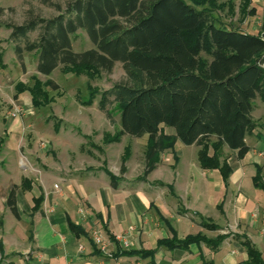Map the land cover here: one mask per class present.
Here are the masks:
<instances>
[{"label":"trees","instance_id":"trees-1","mask_svg":"<svg viewBox=\"0 0 264 264\" xmlns=\"http://www.w3.org/2000/svg\"><path fill=\"white\" fill-rule=\"evenodd\" d=\"M244 1L243 12L253 16L255 8L246 12L251 0ZM204 2L67 0L64 10L55 6L58 14L54 17L45 19L27 11L22 24H7L5 28L10 31L9 41L18 60L24 53L38 55L36 71L42 76H49L61 66L64 73L93 80L99 74H110L116 64L121 65L124 81L101 93L89 87L88 98L77 100L81 105H90L98 95V109L112 125L115 121L110 108L118 107L119 129L112 135L103 134V144L118 143L123 136H147L145 165L138 181H145L156 168L162 152H174L176 142L198 146L201 169L218 170L226 181L231 170L225 160H220L223 148L235 152L238 158L245 156L249 150L245 137L257 127L251 116L253 101L259 97L264 103V38L217 26L213 10ZM78 31L86 33L92 49L80 53L72 50V37ZM35 32L37 37L30 40L29 35ZM3 67L0 54V68ZM43 86L58 89L51 80L41 85L35 79L31 87L17 83L15 90L17 95L27 92L31 106L39 108L53 100ZM164 127L173 129L174 135L164 134ZM130 154V146H126L121 174L126 171ZM104 171L116 187L117 179ZM158 185L171 190L168 185ZM22 186L30 191L32 183L25 178ZM259 186L264 191V185ZM42 202L43 195L33 199V213ZM5 204L20 220L16 187L9 190ZM199 219L202 228L219 230L215 224ZM69 229L75 236L85 235L71 223ZM225 238L196 234L179 240L173 234L159 240L156 249H127L122 254L153 258L159 248L174 250L201 243L218 248ZM234 238L244 247L248 264H264L247 238Z\"/></svg>","mask_w":264,"mask_h":264},{"label":"crops","instance_id":"crops-1","mask_svg":"<svg viewBox=\"0 0 264 264\" xmlns=\"http://www.w3.org/2000/svg\"><path fill=\"white\" fill-rule=\"evenodd\" d=\"M259 100L263 109L253 104L251 113L257 127L245 137L248 152L238 158L235 152L223 148L220 160H225L231 170L226 181L218 170L201 169L198 146H183L178 142L174 152L166 150L160 154L156 168L145 181H138L145 165V149L139 157H134L130 147L126 171L121 174L123 153L120 162H116L112 155L113 145L121 144L127 136L118 143L105 145L101 140L102 145L97 144L102 146L105 163L94 159L81 144L77 154L68 152L71 157L63 168L53 169L46 165L38 182L43 202L35 213L33 243L28 248L30 255L22 257L26 254L24 251L6 263L100 264L104 255L91 241L93 230L100 231L109 243L106 250L109 264L114 261L121 264H248L246 251L234 236L247 238L264 262V191L259 186L264 185V103ZM98 111L102 114L101 124L111 129L104 114ZM71 126L70 133H74L73 125L68 128ZM98 129L94 126L83 136L86 139ZM53 132L56 137L64 132L69 139L66 127ZM163 132L174 135L165 129ZM76 135L79 136V132ZM67 143L60 138L61 147H66ZM85 156L94 164H86ZM103 166L117 179L116 187L101 169ZM158 184L168 185L171 190ZM31 193H34L33 183ZM38 196L33 194L32 198ZM80 210L83 215L79 214ZM199 218L215 224L219 230L202 228ZM69 223L79 226L85 235L75 236ZM130 227L133 231L128 237L129 249L137 251L156 249L159 240L171 238L173 234L179 240L196 234L211 239L217 235L226 238L218 248L201 243L174 250L159 248L153 258L129 257L122 254L127 249L122 248L116 237Z\"/></svg>","mask_w":264,"mask_h":264},{"label":"rangeland","instance_id":"rangeland-1","mask_svg":"<svg viewBox=\"0 0 264 264\" xmlns=\"http://www.w3.org/2000/svg\"><path fill=\"white\" fill-rule=\"evenodd\" d=\"M66 1L0 0V54L4 66L0 68V264H7V261L18 257L17 255L20 256L24 251L26 254L21 255L22 257L30 255L28 248L33 243V229L37 218L30 206H33L32 195H39L38 182L45 169L48 166L53 169L63 168L71 157L68 152L77 154L81 144L84 145L83 150L92 153L94 159L104 162L102 146L97 144L102 145L103 132L112 135L119 129L117 106L110 108L115 121L113 126L109 122L112 127L110 129L108 125L103 126L99 121L102 114L98 111V95L90 105H81L77 98H88L89 87L101 93L113 84L124 81L125 74L120 64H116L110 74H99L93 80H89L85 75L64 73L61 66L49 76H42L36 71L38 59L36 53H24L22 60H18L14 54L13 45L9 41L10 31L5 25L22 24L27 11H32L34 15L45 19L54 17L58 14L55 6L64 10ZM244 2V0H214L213 4L210 0H205L204 3L205 7L213 10V16L219 22L217 26L258 34L264 38V0L250 1L251 5L246 12L251 7L255 8L256 13L253 16H247L243 12ZM196 9L200 10V8ZM36 37L37 32L29 35L30 40ZM92 48L93 45L84 31H78L72 37V50L75 53ZM202 56L206 58L205 55ZM35 79L41 85L51 80L58 86L57 90L43 86L42 89L53 100L39 108L31 106L27 92L17 95L15 90L17 83L31 87ZM253 104L254 107L259 106V109H263L260 108L262 104L259 98L253 101ZM68 125L74 126V133H70L73 128L72 126L68 128ZM57 126L58 130L60 127L67 128L69 139L64 132L61 136L58 135L59 138L55 136L56 133L53 131ZM94 126H97L99 131L91 136L89 134L85 139L83 135L90 133ZM164 129L173 133L171 128L164 127ZM77 132L79 136L76 135ZM60 138L68 142L66 147L60 146ZM146 144L147 136L141 138L127 136L121 144L113 145V158L116 162H120V155L128 145L133 149L134 157H139ZM85 162L94 164V161L86 156ZM101 169L105 170V166ZM25 178L34 184L33 194L31 190L25 191L22 188V181ZM13 187H16V199H18L16 204L20 220L13 217L5 204L8 192Z\"/></svg>","mask_w":264,"mask_h":264},{"label":"built area","instance_id":"built-area-1","mask_svg":"<svg viewBox=\"0 0 264 264\" xmlns=\"http://www.w3.org/2000/svg\"><path fill=\"white\" fill-rule=\"evenodd\" d=\"M79 214L83 215V211L80 210ZM133 231V228H129L126 232H124L122 235L116 237V241L121 243V246L123 249H129L130 248V243L128 240L130 232ZM91 241L93 245L96 247V249L101 253L103 256V262L100 264H109L108 258L106 257V250L109 246L108 241L103 237L100 231L98 230H93L91 231ZM79 250L82 251V247H79ZM112 264H121L117 261H114Z\"/></svg>","mask_w":264,"mask_h":264}]
</instances>
